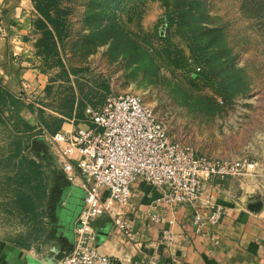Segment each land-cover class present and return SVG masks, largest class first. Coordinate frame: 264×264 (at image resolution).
Here are the masks:
<instances>
[{"label":"rangeland","instance_id":"rangeland-1","mask_svg":"<svg viewBox=\"0 0 264 264\" xmlns=\"http://www.w3.org/2000/svg\"><path fill=\"white\" fill-rule=\"evenodd\" d=\"M96 1L115 3L106 13L113 36L92 40L97 46L87 54L92 42L84 35L97 30L85 15ZM70 2L84 9L78 31L71 27L59 54L45 59L48 73L64 81L55 92L60 108L64 102L70 109L75 96L66 80L77 75L79 103L94 108L99 88L102 96L137 93L172 141L210 159L264 162V8L257 0ZM22 102L0 92V239L26 245L33 239V210L23 198L36 195L40 208L47 179L42 188L30 176L24 184L18 179L16 152L33 159L31 134L18 114Z\"/></svg>","mask_w":264,"mask_h":264},{"label":"crops","instance_id":"crops-1","mask_svg":"<svg viewBox=\"0 0 264 264\" xmlns=\"http://www.w3.org/2000/svg\"><path fill=\"white\" fill-rule=\"evenodd\" d=\"M62 7L71 10L66 32L71 27L78 31L82 18L78 10L84 9L70 0H64ZM40 17L33 0H0V92L23 101L17 108L23 131L31 134L35 186L42 188L43 175L47 179L40 208L36 195L33 197V239L26 245L0 239V264H55L57 260L49 255L66 242L74 245V226L84 202L81 179L76 184L67 180L39 139L44 134L36 133L70 130L84 121L86 109L92 108L89 103H79L80 86L75 82L81 77L70 74L66 81L75 97L67 104L69 110L64 102L60 108L55 92L64 81L48 73L45 58L39 53L42 32L36 22ZM56 42L60 52L61 43ZM97 90L101 98L92 101L94 108L107 96ZM161 193L144 182L134 183L129 205L121 209L111 203L108 210L111 215L127 217L132 222L131 232L123 233L104 213L95 225L91 246L106 254L111 264H264V179L212 177L203 182L202 193L193 205L167 207L157 202ZM253 195L260 199L256 209L249 207ZM216 208L223 210L219 222L196 233L191 224L194 212L199 210L205 219ZM150 214L158 215L160 222H153ZM164 228L174 232L172 246L161 241Z\"/></svg>","mask_w":264,"mask_h":264},{"label":"built area","instance_id":"built-area-1","mask_svg":"<svg viewBox=\"0 0 264 264\" xmlns=\"http://www.w3.org/2000/svg\"><path fill=\"white\" fill-rule=\"evenodd\" d=\"M74 123V121L72 122ZM68 181L84 190V204L74 226V245L56 264H111L109 257L90 244L97 221L111 203L129 205L137 181L161 189L157 202L167 207L193 205L203 182L216 177H261L264 162L250 159H210L186 144L172 141L167 128L137 93L108 94L98 108H87L84 121L70 130L44 134ZM103 191H106L105 197ZM223 214L216 208L205 219L199 210L191 224L196 233L217 224ZM113 223L129 234L132 222L111 215ZM153 222H160L150 214ZM173 223V222H170ZM161 241L172 246L174 232L161 230Z\"/></svg>","mask_w":264,"mask_h":264},{"label":"trees","instance_id":"trees-1","mask_svg":"<svg viewBox=\"0 0 264 264\" xmlns=\"http://www.w3.org/2000/svg\"><path fill=\"white\" fill-rule=\"evenodd\" d=\"M35 3V8L39 15L41 16L37 22V28L42 32V39L39 42L40 49L39 53L43 56V58L48 59L52 54H59V50L57 48L56 39L59 43H62L63 38L61 36L66 33L68 26L71 25L68 15L70 14L69 8L62 7V3L64 0H33ZM68 1V0H67ZM260 5L264 8V0H257ZM104 3L100 1L92 2L90 7L92 9V13H88L85 15L86 20H95V29L97 32L90 33L88 35H84V39L87 42H92V40L101 36V43H106L113 36V28L110 22H107L106 13L107 10L115 4L113 1H108L105 3L106 8L100 12L96 11V8H102ZM109 21V20H108ZM264 24V18L262 19ZM63 44V43H62ZM61 44V45H62ZM97 45L92 42L91 49L87 52V54L92 53ZM17 157L19 165L16 166L18 168V179L20 180V184H24L27 178L30 176L33 178V159H29L25 157L19 151H17ZM26 164V165H25ZM32 176H31V174ZM39 174V171L37 172ZM39 185L41 186L40 182ZM24 203L26 206H30L33 210V201L26 194L24 195ZM28 200L30 201L29 205H27Z\"/></svg>","mask_w":264,"mask_h":264},{"label":"water","instance_id":"water-1","mask_svg":"<svg viewBox=\"0 0 264 264\" xmlns=\"http://www.w3.org/2000/svg\"><path fill=\"white\" fill-rule=\"evenodd\" d=\"M41 141H43L44 143H45V145H46V147H47V149H48V154H49V156L51 157V160L57 165L58 164V162H57V158H56V156L54 155V153L52 152V150H51V145H50V143H49V141L48 140H46L44 137H40L39 138ZM83 195L85 196V193H83ZM249 207H251V208H254V209H256V208H258L259 207V205H260V199L258 198V196L257 195H253L252 197H250L249 198ZM83 204H84V202H83ZM83 206V205H82ZM82 210V209H81ZM81 212V211H80ZM80 214V213H79ZM67 245H69L68 247H67ZM72 249H73V243L72 242H70L69 244H67V242H66V246L64 245V246H62L61 248H55L51 253H50V255H49V258L51 259V260H60V259H62L63 257H65L68 253H70L71 251H72ZM49 259V260H50ZM56 261V262H57ZM56 264V263H55Z\"/></svg>","mask_w":264,"mask_h":264}]
</instances>
